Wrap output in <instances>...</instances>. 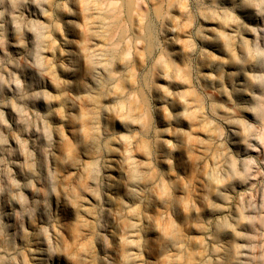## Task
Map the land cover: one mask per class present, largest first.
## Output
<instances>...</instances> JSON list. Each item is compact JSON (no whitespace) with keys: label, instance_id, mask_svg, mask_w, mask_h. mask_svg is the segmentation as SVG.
Here are the masks:
<instances>
[{"label":"rangeland","instance_id":"rangeland-1","mask_svg":"<svg viewBox=\"0 0 264 264\" xmlns=\"http://www.w3.org/2000/svg\"><path fill=\"white\" fill-rule=\"evenodd\" d=\"M0 13V264H264V0Z\"/></svg>","mask_w":264,"mask_h":264},{"label":"clouds","instance_id":"clouds-1","mask_svg":"<svg viewBox=\"0 0 264 264\" xmlns=\"http://www.w3.org/2000/svg\"><path fill=\"white\" fill-rule=\"evenodd\" d=\"M37 2H38V0H37ZM0 3H3V0H0ZM15 3H16V0H12V4L15 5ZM2 15H3V13H0V16H2ZM42 232H46V229L45 230H42ZM36 238L39 240L42 237H41V235H37ZM12 259L15 260V257H12Z\"/></svg>","mask_w":264,"mask_h":264}]
</instances>
